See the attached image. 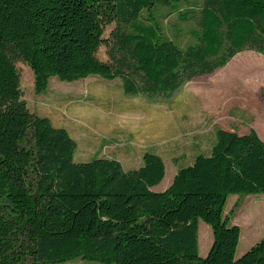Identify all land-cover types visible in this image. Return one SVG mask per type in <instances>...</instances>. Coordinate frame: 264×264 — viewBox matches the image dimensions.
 Instances as JSON below:
<instances>
[{
  "label": "trees",
  "instance_id": "16d2710c",
  "mask_svg": "<svg viewBox=\"0 0 264 264\" xmlns=\"http://www.w3.org/2000/svg\"><path fill=\"white\" fill-rule=\"evenodd\" d=\"M159 5L198 16L196 42L166 36ZM103 44L108 61L97 55ZM245 50L264 54V0H0V264H264V235L237 257L241 228L225 214L231 194L264 193L255 128L218 129L211 152L157 191L166 165L155 152L131 170L116 158L76 162L67 128L30 110L16 65L30 66L38 94L54 76L98 75L120 78L127 95L171 97ZM201 219L214 237L204 257Z\"/></svg>",
  "mask_w": 264,
  "mask_h": 264
},
{
  "label": "rangeland",
  "instance_id": "374dc122",
  "mask_svg": "<svg viewBox=\"0 0 264 264\" xmlns=\"http://www.w3.org/2000/svg\"><path fill=\"white\" fill-rule=\"evenodd\" d=\"M152 12L166 36L183 47L196 42L198 16L184 20L178 10L160 5ZM114 28L115 23L105 25L106 38ZM97 55L109 60L105 44ZM16 65L30 110L67 128L77 143L76 162L116 158L131 170L142 165L145 152H155L166 165L164 179L154 186L157 191L165 190L178 169L192 163L198 153L211 152L218 129L245 134L255 128L264 138V54L253 50L238 53L214 73L188 81L171 97L127 95L120 78L98 75L72 82L54 76L47 92L38 94L30 66L23 60ZM225 214L230 225L237 222L242 229L239 257L264 234V193L231 194ZM199 237V252L204 257L214 237L211 226L202 219ZM47 264L104 263L75 258Z\"/></svg>",
  "mask_w": 264,
  "mask_h": 264
},
{
  "label": "crops",
  "instance_id": "0c3cea01",
  "mask_svg": "<svg viewBox=\"0 0 264 264\" xmlns=\"http://www.w3.org/2000/svg\"><path fill=\"white\" fill-rule=\"evenodd\" d=\"M53 123V122H52ZM56 126V125H55ZM58 127V126H57ZM264 127V126H263ZM264 129V128H263ZM262 129V130H263ZM263 132H264V130H263ZM260 136H261V138L264 140V138H263V134L262 133H260ZM153 189H154V187H153ZM233 221H235V220H233ZM200 224V223H199ZM234 224H237V222H234ZM238 225V224H237ZM241 232H242V229H241ZM264 234H262V236H263ZM262 236H260V238L262 237ZM241 238V237H240ZM259 238V239H260ZM199 239H200V237H199ZM251 247V246H250Z\"/></svg>",
  "mask_w": 264,
  "mask_h": 264
}]
</instances>
